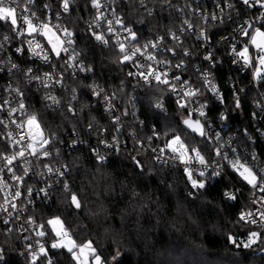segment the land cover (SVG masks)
I'll return each mask as SVG.
<instances>
[{
    "label": "trees",
    "instance_id": "1",
    "mask_svg": "<svg viewBox=\"0 0 264 264\" xmlns=\"http://www.w3.org/2000/svg\"><path fill=\"white\" fill-rule=\"evenodd\" d=\"M113 1L117 13L127 25L135 27L142 41L178 30L182 23L173 8L158 6L149 15V11L140 7L139 0ZM228 1L236 6V10L230 11L231 19L227 15L223 22L210 27L217 56L222 58L215 74L223 86L233 79L245 118L232 112L231 120L243 125L253 110L257 92L250 76L234 69L227 53L228 44L219 37L250 18L253 12L242 0ZM94 16L91 0H73L65 18L93 73L69 78V94L64 96L63 107L48 108L41 92L22 83L30 111L38 113L49 135L58 136L57 144L68 141L75 132L88 139L83 146L71 148L60 144L57 147L60 160L70 166L71 186L67 191L59 190L53 203L36 208L38 219L47 230V238H54L47 222L59 217L78 244L92 241L104 264H264V251L260 250L263 244L243 247V240L250 232L263 233L264 229L239 219L249 203L251 188L237 174L229 173L221 178L208 176L204 189H193L180 169L159 165L151 153L134 154L139 139L154 145L164 143L174 134H181L192 145L201 140L182 123L185 114L175 100L169 98L167 112L155 108V103L167 95L165 88L140 85L128 75L131 64L119 62L122 54L113 42L105 46L85 33L87 22ZM182 47L197 51L198 43L190 37L176 46L177 49ZM92 76L105 91L121 99L122 107L127 108L131 98L136 101L140 108L139 118L145 122L141 130L140 121L128 120L123 131L124 147L120 151L102 148L108 159L104 163L97 161L93 148L98 147L100 138L115 133L116 126L104 105L93 96ZM226 96L231 109L234 108L233 92L228 89ZM213 110H220L219 105L214 104ZM154 128L158 130L156 137ZM130 129L138 131L137 139L128 136ZM232 184L241 188L234 203L223 198V191ZM191 190L194 195H189ZM72 194L80 201L78 209L71 203ZM229 237H234L235 243ZM23 241L24 234L17 228L8 231L0 216V250L5 253L0 264H32L30 253L23 250ZM47 259H52L53 264H76L63 248L50 250ZM41 264H47V260Z\"/></svg>",
    "mask_w": 264,
    "mask_h": 264
},
{
    "label": "built area",
    "instance_id": "2",
    "mask_svg": "<svg viewBox=\"0 0 264 264\" xmlns=\"http://www.w3.org/2000/svg\"><path fill=\"white\" fill-rule=\"evenodd\" d=\"M227 3L231 2L228 1ZM101 4L103 7L100 9V12L103 13L104 18L99 21V26H97L95 23L97 9L94 8L95 16L87 22L85 33H89L92 36L93 32L103 33L105 38L109 41L108 44L105 45L100 41L98 42L105 46L109 45L110 42H113L118 52L119 48L117 40L124 43L128 50L135 47L141 48V53H137L133 60L128 62L131 64L129 72L147 73L149 67L158 72H167V78L170 83L174 84L176 87V91L172 92L168 85H158L154 79L150 78V82L146 83L139 75L130 76L140 85L165 88L167 95L157 101L163 103V110L155 108L160 112H167L169 98L175 100V102L179 100L188 105L187 109L179 107L185 114L183 120L186 118L193 121L199 120L205 125V136L201 137L199 134L195 133L196 138L201 140V143L192 145L181 134H174L164 143L159 145H154L151 141L146 142V139H139L137 142L138 150L135 151L134 154L151 153L154 160L159 165L177 168L184 173V165L180 164L178 161H174L172 159V153L165 148V144L168 141L174 136L180 135L182 140L188 145L198 148L209 163V167L206 170V176L199 177L198 171L203 170V166L193 160L189 166L194 170V178L206 181L208 176L221 178L227 176L229 173L237 174L229 166V162L235 160L247 162L249 166L254 165L256 170L264 169V79H256L254 77L255 67L245 66L243 62L239 61L232 53L233 45H235L237 49H240L248 40V37L243 36L240 32L242 26H247L246 22H251L255 27H261V24L264 23V21L256 19V17L264 12V8H261L259 5L251 8L248 7L250 12H253L251 17L237 23L233 26L231 31L224 33L219 37L220 41L227 42L228 44L227 53L234 69L240 71L243 75L250 76L251 84L257 92L256 99L253 101V110L248 117V121L243 125H236L231 120L232 112L235 115H239L241 118H245V112L241 107V104L238 108L236 107V100L237 98L239 99V94L234 85L233 79H230L229 83L223 86L220 84L215 74V69L218 64H221L222 58L217 56L211 35L213 29L210 28L213 24L223 22L227 15H229V19H231L232 15L230 14V11L236 10V6L233 5L232 8H228L224 0H171L170 4L167 0H144L143 5L139 2L141 8H144L146 11L151 10V14L154 13V10L157 9L158 6L173 8L179 13L182 18V23L178 30H173L166 35H160L156 38L142 41L135 27L127 25L122 16L117 13L116 5L113 0H101ZM45 5H47V7H45ZM4 6L15 8L17 22L18 25L21 26H23L22 16H31V13L34 12L35 16L31 17L33 22L36 24H40L41 22L49 23L53 28V31L65 41V47L68 48V52H62L60 57H56L52 53L51 46L48 44V41L44 36H41L39 33L33 34L32 36L27 34L19 35V28L13 30L9 21H0V24L3 27L0 29V69H3V71H0V104H3V101L7 99L11 101V104L8 107L18 108V102L21 97L17 96L16 92L12 91V89L19 88L24 93L22 99L26 106L24 111H17L11 118L8 115V107H5L4 111L0 112V119H3L8 124V127L0 124V153L11 155L18 151L23 145L14 144L12 140L8 138V132H12L13 137L16 139H19L21 136H27L26 127L23 130L17 129L15 124L11 123V121L15 120L17 123H20L26 120L27 116L33 114L37 115L38 119L41 121L38 113L30 111L26 99V91L22 83L25 82L27 85L34 87L41 92L43 101L48 108L59 109L63 107L64 96L69 94V78L76 77L79 74L85 76L91 75L93 69L88 66L83 52L78 48L75 40V33L69 29L67 25L65 18L69 15L70 11L67 13L63 11L62 0H34L32 4H28L27 0H15V2H13V0H5ZM180 9H183V11ZM213 14L216 15V20L211 19ZM202 16L208 17L207 23L202 19ZM116 19L122 20L123 25L115 23ZM186 19L194 23L192 29H188L187 25L184 24V20ZM109 20L112 21L111 27L114 29V32L111 34L108 32L107 21ZM56 26L59 27L57 28ZM125 27L136 33L137 39L135 41L129 38L128 32L124 30ZM181 28H183L184 31H181ZM64 29L72 32L73 35L71 37L64 35ZM252 30L253 29H249L250 32ZM201 31L206 33L207 38L199 36ZM171 33H175L176 36L179 37V40L177 41L173 39ZM5 36L8 37L7 40L4 39ZM160 37H163L164 39L157 43ZM190 37L198 43L197 51H194L190 47L176 48L177 45H181ZM69 39L72 40L71 45L66 43ZM30 40L32 41L31 45L28 43ZM150 42L156 43L157 46L155 48L151 47ZM37 43L41 45L40 48H37ZM145 45L149 46L145 49ZM17 48H21L22 51L17 52ZM169 49L172 51H169ZM185 51L189 54L185 55ZM34 53H39V55H35ZM45 54L49 56L47 62L43 59ZM209 54H211L212 59L206 60L205 56ZM149 55L154 56L155 59H147ZM71 56H75V59H70ZM190 58L191 61L188 60ZM12 64L17 65V68L9 71L8 69L11 68ZM178 64H181L182 66L177 67ZM137 65H143L144 67H137ZM81 66L90 68L91 71H81ZM28 69L32 70L31 73H28ZM45 73H50L52 79H45ZM205 75H207V80L210 81L212 85H215L216 92L210 91L209 86L205 84ZM35 76H40L42 79H32V77ZM174 77H180V79L175 80L173 79ZM56 81H60V83H57ZM44 84H47L48 87H44ZM90 86L93 91V96L97 101L104 105L112 119V123L116 126L115 133L110 137L100 138L98 147L93 148V153L97 157V161L104 163L108 160L107 154L104 151L105 149L120 151L124 147L125 136L123 135V131L125 129V123L128 120L135 122L140 121V129L143 130L145 128V122L139 118L140 108L137 106L136 101H132V98L129 101L127 108L125 106L122 107L123 103L121 99H119L115 93L105 91L104 87L99 85V80L96 77L92 76L90 78ZM100 89H103V92H101L99 96L95 95L94 91H100ZM197 89L199 90L198 95L194 97L183 96L185 91H196ZM228 89L233 92L234 108L232 109L226 96ZM50 96H55L59 101V104H55L52 100L46 99V97ZM105 96L110 98V103L105 100ZM202 104L206 105V107L203 108V111L206 113L205 116L199 115V109ZM214 104H218L220 110H213ZM117 117L119 118L118 121L116 120ZM41 126L45 137L51 139L50 144L46 146L51 154L48 157H43L40 154L33 157L26 153V158L30 161L27 165L29 171L28 175L24 176L22 183L12 180L11 173H8L6 169L3 173H0V177L10 185V187L0 191V204L4 202L5 193L14 192L17 187L22 192V196L13 201L17 204V209L14 210L9 207V211L12 212V215L9 216L7 213L0 212V216L3 219V222L6 219L9 221L7 224L4 223L8 231L9 229L12 231L14 228H17L24 234L23 250L30 253L31 263L32 253H38L40 245H44L48 252L57 249L51 248L54 238H47V230L45 227L41 228V225L44 226V224L38 219L36 212V208L53 203L57 197V192L59 190H65V183L68 185V190L71 186L69 177L70 166L67 162L60 160L61 153H59L57 147L58 145L63 144L72 148L83 146L88 143L86 136H82L75 132L74 137L68 141L65 140L67 143L59 141L57 144V141L55 140H57L58 136L56 134H53L52 136L49 135L43 126L42 121ZM87 131L90 132L91 129L88 128ZM103 133H105V131ZM153 135L155 137L158 135V130L156 128L153 130ZM128 136L137 139L138 131L136 129H130L128 131ZM147 139L149 138L147 137ZM150 140H152V138ZM102 148H104V150H102ZM162 148H165L164 152L160 151ZM217 151H219L221 155H216ZM101 157H103V160L100 159ZM157 157H160V159L157 160ZM225 157L227 158L225 159ZM45 165L51 167L53 172L49 173ZM24 166V161L18 160L14 162L12 167L17 175L23 176ZM3 167L4 161L0 159V168ZM56 169H59L64 175H59ZM213 170L220 171L221 175H210ZM29 188L32 189L30 196L28 195ZM41 189H44L45 191L42 192L40 191ZM236 189L239 190L235 193L237 195L236 200H231L224 196L226 191ZM253 191L254 190L251 189L248 195L249 203L243 208L242 212H252L253 216L259 219L256 209L264 208V205H261L259 202L253 203V200L264 195V193L256 192L254 196ZM190 193L191 195H194L192 190ZM240 193V186L232 184L223 191V198L234 203L238 200ZM247 224L264 229V224L261 223ZM67 229L73 238L72 231L69 228ZM39 231H44L46 235L42 237L37 236L36 233ZM4 257V251L0 250V259L3 260ZM43 260L44 258H39L37 264H41Z\"/></svg>",
    "mask_w": 264,
    "mask_h": 264
},
{
    "label": "snow or ice",
    "instance_id": "3",
    "mask_svg": "<svg viewBox=\"0 0 264 264\" xmlns=\"http://www.w3.org/2000/svg\"><path fill=\"white\" fill-rule=\"evenodd\" d=\"M15 2V0H13ZM34 0H27L28 4H32ZM141 5L144 4V0H139ZM167 2L170 4L171 0H167ZM73 3V0H62V9L65 13L70 11L71 4ZM226 6L228 8H232L233 5L231 3H227V0H225ZM242 3L246 5L247 7H255L256 5H259L261 8H264V0H242ZM5 0H0V21H9L10 25L12 26L13 30H16L19 28V35L27 34L29 36H32L33 34L39 33L41 36H44L48 44L51 46V51L56 57H60L62 52H68V48L65 47V41L60 38L59 35H57L56 32L53 31V28L49 25V23L41 22L40 24H36L33 22V19L31 17L35 16V13H31V16H22L23 20V26L18 25L17 17H16V10L13 7L10 6H4ZM91 5L93 8L97 9V15L95 17V23L97 26H99V21L104 18L103 13L100 12V9L103 7L101 4V0H91ZM47 7V5H45ZM27 10V9H26ZM183 11V9H180ZM223 10V9H221ZM149 15H151V10H149ZM202 19L207 23L208 17L202 16ZM211 19L216 20L217 17L215 14L211 16ZM257 20L264 21V12L260 14V16L256 17ZM108 23V32L111 34L114 32V29L111 27L112 21H107ZM115 23L123 25L122 20L116 19ZM184 24L187 25L188 29H192L194 27V23L190 20H184ZM246 27H241L240 32L243 36L248 37L247 42L243 45L242 48L237 49L235 45L232 47V53L238 58L239 61H242L245 66H254L255 72L254 77L258 80L264 79V23L261 24V27H255L251 22H246ZM57 28L59 26H56ZM249 29H253L251 32ZM126 32L129 34V38L133 41L137 39V35L135 32H133L131 29H128L127 27L124 28ZM181 31H184L183 28H181ZM64 35L71 37L73 35L72 32H69L67 29L63 30ZM93 36L97 41L102 42L103 44H108V39L105 38L103 33H96L93 32ZM171 36L175 40H179V37L176 36L175 33H171ZM200 37L207 38L206 33L204 31H201L199 33ZM5 40L8 39L7 36L4 37ZM164 38L160 37L157 43L162 41ZM29 45L32 44V41H28ZM67 44L71 45L72 40L69 39L66 42ZM117 45L119 48V53L122 54V59L119 61L120 63H126L129 61H132L133 58L137 55V53H141V48L135 47L131 50L126 49L125 44L117 40ZM37 48H40L41 45L37 43ZM149 45H145L144 48L146 49ZM150 46L155 48L157 46L156 43H151ZM17 52H21V48L16 49ZM169 51H172L169 49ZM35 55H39V53H34ZM185 55H188L189 53L185 51ZM43 59L45 62L49 60V56L45 54L43 56ZM70 59L74 60L75 56H71ZM149 60L155 59L154 56L149 55L147 57ZM206 60L212 59L211 54L205 56ZM235 62V61H234ZM181 64H178L177 67H181ZM137 67H144L143 65H137ZM17 68V65L12 64L11 68H9V71H12V69ZM81 71H91L90 68H85L81 66ZM0 71H3V69H0ZM28 73H31V69L27 70ZM128 75H139L141 79H143L146 83L150 82V78L154 79L158 85H168L170 87V90L172 92L176 91V87L174 84H171L168 77L167 72H158L155 69L149 67L147 73L145 72H139V73H132L129 72ZM45 79H52V75L50 73L44 74ZM32 79L41 80L42 78L40 76L32 77ZM173 79L179 80L180 77H174ZM205 84L209 86V90L216 92L215 85H212L210 81L207 80V75L204 77ZM57 83H60V81H56ZM186 83V82H185ZM44 87H48L47 84H44ZM12 91H15L17 96L21 97L19 100L18 108L8 107L11 104L10 100L5 99L3 101V104H0V112L4 111L5 107H8V115L11 118L14 113L17 111H24L26 106L23 102V95L24 93L19 89H12ZM103 92V89H100V91H94V94L99 96L100 93ZM199 94V90L196 91L188 90L183 93L184 97H194ZM46 99L52 100L53 103L59 104V101L56 99L55 96L46 97ZM75 99V97H73ZM222 99V98H221ZM105 100L110 103V98L105 96ZM177 104L182 109H187V103H182L179 100L177 101ZM240 106L239 99L236 100V107L238 108ZM156 108L163 110V103L157 102L155 105ZM206 107V105H201L199 109V115L205 116L206 113L203 111V108ZM110 110V109H109ZM69 111H72L71 107L69 108ZM223 118V117H222ZM116 120L118 121L119 118L117 117ZM11 123H14L17 129L23 130L25 127L27 128V136H21L19 139H16L13 137L12 132H8V138L12 140V142L16 145H23L20 147V149L11 155H5L3 153H0V159L4 161V167L0 168V173H3L5 169L8 173H11V179L17 182L22 183L24 176L28 175L29 168L27 165L30 163V161L26 158V153L29 156H37L38 154L42 155L43 157H48L51 153L47 150V145L50 144L51 139L46 138L44 135L43 128L41 126V121L38 119L37 115H29L27 116L26 120L17 123L15 120H12ZM182 123L190 129L192 132L199 134L201 137L206 135L205 132V125H203L199 120H191L189 118H186L182 121ZM0 124H3L5 127H8V124L3 120L0 119ZM151 139V137H149ZM38 145V146H37ZM111 147V146H109ZM165 148L168 149L172 153V159L174 161H178L180 164L184 165V174L187 177V180L190 182L193 189H204L206 187V181L202 179L194 178V170L189 166L193 162V160L197 161L200 165L203 166V170L198 171L199 177H205L206 176V170L209 167L208 161H206L205 157L201 154V151L196 147H191L188 145L184 140H182L180 135L174 136L170 141H168L165 144ZM165 148L160 149L161 152L165 151ZM216 155H221L219 151L216 152ZM227 157H225L226 159ZM103 160V157L100 158ZM135 159V158H134ZM160 157H157V160H159ZM18 160L24 161V167H23V176L17 175L14 168L12 167L14 162ZM137 165L140 166V162L136 161ZM229 166L232 168V170L237 173L239 178L253 191V195L255 196L256 192L264 193V169L256 170L255 166H249L247 162H241L239 160L230 161ZM47 170L49 173L53 172V169L47 165ZM56 171L59 173V175L63 176L64 173L61 172L59 169H56ZM210 175L219 176L221 175L220 171L213 170V172ZM10 187V185L3 180L2 177H0V191H2L5 188ZM64 188L67 191L68 185L65 183ZM40 191H45L44 189H41ZM239 190H232V191H226L224 193V196L231 200H236L237 195L235 194ZM32 193V189H28V195L30 196ZM191 195V193H189ZM22 196V192L17 189L14 192L11 193H5L4 195V202L0 204V212L7 213L9 216L12 215V212L9 211V207L11 209H17V204L13 201L19 199ZM11 197V198H9ZM259 202L261 205H264V195L258 197L256 200H253V203ZM71 203L74 205L77 209L81 207L80 201L77 197V195L72 194L71 195ZM256 213L258 214L259 219L253 216L252 212H241L239 219L241 221H244L245 223H251V224H257L261 223L264 224V208H257ZM9 221L6 219L4 220V223L7 224ZM33 222V221H30ZM48 225L52 228V234L54 236V240L51 244V248H63L66 249L70 254L72 259L76 262V264H103L102 258L99 254H97V249L93 246L92 241H87L83 244H78L75 239L72 238L71 234L69 233L68 229L65 228L64 222L59 218L56 217L54 219H50L48 222ZM44 226L41 225V228ZM11 231V229H9ZM37 236H45L46 233L44 231H39L36 233ZM260 235V233H257L255 231L250 232L249 234V242L244 244L243 247H250L252 243H255L256 238ZM230 240H232V237H229ZM233 243H235L234 240H232ZM48 257V251L45 248L44 245H40L39 252H33L32 253V264H37V260L39 258H44L47 260V264H53V261L50 259H47Z\"/></svg>",
    "mask_w": 264,
    "mask_h": 264
},
{
    "label": "rangeland",
    "instance_id": "4",
    "mask_svg": "<svg viewBox=\"0 0 264 264\" xmlns=\"http://www.w3.org/2000/svg\"><path fill=\"white\" fill-rule=\"evenodd\" d=\"M255 232L260 233L261 231H255ZM232 240H234V237H232ZM232 240H231V242H232ZM248 242H249V237L247 239L243 240V245L248 243ZM257 243H261L263 245L261 246V249H260V247H255L254 249H256V250L260 249V250L264 251V230H263V233H260V235L256 238L255 243H252L250 247H253ZM90 264H91V260H90Z\"/></svg>",
    "mask_w": 264,
    "mask_h": 264
}]
</instances>
